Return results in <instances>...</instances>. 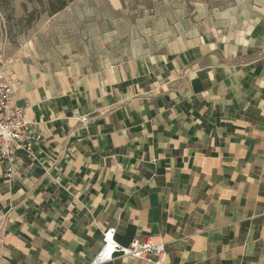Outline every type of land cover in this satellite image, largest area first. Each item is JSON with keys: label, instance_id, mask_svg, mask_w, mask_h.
Instances as JSON below:
<instances>
[{"label": "crops", "instance_id": "obj_1", "mask_svg": "<svg viewBox=\"0 0 264 264\" xmlns=\"http://www.w3.org/2000/svg\"><path fill=\"white\" fill-rule=\"evenodd\" d=\"M238 3L242 0H238ZM84 73L7 61L34 157L0 162V264H89L102 232L166 264H264V0ZM104 264H148L121 254Z\"/></svg>", "mask_w": 264, "mask_h": 264}, {"label": "rangeland", "instance_id": "obj_2", "mask_svg": "<svg viewBox=\"0 0 264 264\" xmlns=\"http://www.w3.org/2000/svg\"><path fill=\"white\" fill-rule=\"evenodd\" d=\"M8 0L0 9V70L20 61L74 73L145 52H160L164 34L183 18L231 23L251 10V0ZM66 1V0H65Z\"/></svg>", "mask_w": 264, "mask_h": 264}, {"label": "built area", "instance_id": "obj_3", "mask_svg": "<svg viewBox=\"0 0 264 264\" xmlns=\"http://www.w3.org/2000/svg\"><path fill=\"white\" fill-rule=\"evenodd\" d=\"M13 80L10 69L0 70V162H5L6 180L13 176L15 153L23 151L33 158V141L39 139V136L28 133L29 122L24 118V107L11 102ZM101 241V248L89 264H104L111 261L116 254L140 259L148 264H166L167 261L164 244L153 242L148 237L137 239L130 246H122L114 240V231L105 229Z\"/></svg>", "mask_w": 264, "mask_h": 264}, {"label": "trees", "instance_id": "obj_4", "mask_svg": "<svg viewBox=\"0 0 264 264\" xmlns=\"http://www.w3.org/2000/svg\"><path fill=\"white\" fill-rule=\"evenodd\" d=\"M8 0H0V9L3 11V7L7 4ZM67 4V0L59 1L58 4H51L49 12H57V10L62 9Z\"/></svg>", "mask_w": 264, "mask_h": 264}]
</instances>
